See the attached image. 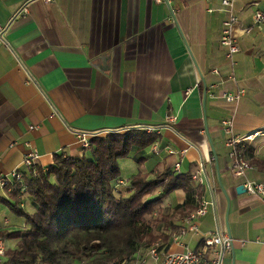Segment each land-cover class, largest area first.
<instances>
[{"label": "crops", "instance_id": "1", "mask_svg": "<svg viewBox=\"0 0 264 264\" xmlns=\"http://www.w3.org/2000/svg\"><path fill=\"white\" fill-rule=\"evenodd\" d=\"M25 4L28 12L18 14ZM257 9L264 0H233L238 28L249 32L235 28L231 64L219 42L220 0H0V175L20 168L29 149L42 168L56 154L81 157L75 131L155 126L148 134L158 138L142 153L140 172L150 178L180 160V173L190 176L201 164L200 198L211 202L197 230L169 248L207 256L202 238L227 233L224 264H264V195L236 191L245 180L264 185V23L253 25ZM240 89L236 102L221 96ZM224 119L251 165L243 176L230 169ZM5 195L0 190V201ZM184 199L177 189L163 203Z\"/></svg>", "mask_w": 264, "mask_h": 264}, {"label": "trees", "instance_id": "2", "mask_svg": "<svg viewBox=\"0 0 264 264\" xmlns=\"http://www.w3.org/2000/svg\"><path fill=\"white\" fill-rule=\"evenodd\" d=\"M157 138L135 127L107 132L93 136L81 157L56 154L44 171L36 165L39 173L25 181V192L13 187L5 192L10 201L2 199L25 220L22 228L0 230V237L16 240L6 252L8 259L17 264H112L155 242L168 247L176 219L196 208L201 187L189 174L168 170L150 178L131 175L126 194L117 187L118 160L134 151L135 160L142 161ZM235 151L242 156L238 147ZM177 189L184 191V201L160 212ZM26 204L31 210L24 209ZM152 222L161 223V230L153 231Z\"/></svg>", "mask_w": 264, "mask_h": 264}, {"label": "built area", "instance_id": "3", "mask_svg": "<svg viewBox=\"0 0 264 264\" xmlns=\"http://www.w3.org/2000/svg\"><path fill=\"white\" fill-rule=\"evenodd\" d=\"M49 2L51 0H43ZM220 4L224 8L225 17L221 23V34L219 42L226 48L225 56L229 63L234 64L233 55L237 52L238 48L235 44V28L239 27V20L233 13V0H220ZM28 9L26 4L17 12L18 14H26ZM253 25L260 26L264 23V10H255L252 15ZM240 32H249L248 28H241ZM5 26L0 25V43L4 42L3 34ZM243 94V90H238L236 93L223 92L222 97L228 102H236ZM167 120H174V117H167ZM221 125L224 133L227 135L225 144L229 147V156L231 157L230 169L235 176H243L246 169L251 168V165L237 156L235 151V145L240 139L231 136V121L229 119L221 120ZM141 129L147 133H157L155 126L145 125L135 127ZM126 129L121 130H110V131H75V136L78 144L82 150L89 147L90 139L93 136L107 133V132H122ZM250 136H246L248 139ZM153 152L158 151V145L154 143L151 146ZM185 150H180V156ZM168 154H173V150L168 148ZM38 153L34 149H29L22 158L21 167L13 168L9 172L0 175V190L4 193L11 190L13 187L18 188L20 194L25 192L26 180L31 176H36L39 172L36 167ZM46 168H42L44 171ZM173 172L180 173V160L173 163ZM203 168L200 164L197 173L191 174L190 178L193 180L195 186H201L204 182L202 176ZM201 172V173H200ZM117 184H123L121 179L117 180ZM245 192L249 194H260L264 195V185L253 181L245 180L243 183ZM6 194V193H5ZM208 200L198 198L197 206L190 213L185 215L177 228L171 231L169 244L174 243L176 245H182L181 237L189 230L196 231V221L206 213L207 206L210 204ZM9 221L6 216L0 215V230H8ZM7 238L0 237V264H17L12 263L6 252L9 249L5 243ZM203 246L207 249V256H203L202 252L195 249H190L184 246L181 250H173L168 247H159L158 242L153 243L141 252H137L131 257L124 258L120 261H116L112 264H224V257L231 247V238L227 233H210L202 238ZM28 264V263H24Z\"/></svg>", "mask_w": 264, "mask_h": 264}, {"label": "rangeland", "instance_id": "4", "mask_svg": "<svg viewBox=\"0 0 264 264\" xmlns=\"http://www.w3.org/2000/svg\"><path fill=\"white\" fill-rule=\"evenodd\" d=\"M119 165V170H120V176L119 179H123V180H127L128 177H130L133 174L136 173H141V164L140 162H137L133 156H127L125 158H122L120 160H118L117 162ZM118 179V180H119ZM4 198L8 201H10V198L8 197V195H5ZM25 195H24V200L25 202H28L27 199H25ZM171 202L168 204H163L162 207H159L158 210H160V212H170L171 210ZM27 211L31 210V207L26 204V207L24 208ZM0 215L2 216H6L8 218L9 221V227L10 229H18V228H22L25 225V220H24V216L17 214L15 212H13L12 210H10L8 208V205L6 203H4L3 201H0ZM158 218V216H157ZM152 228L153 231H158L161 230L162 225L161 223L158 224V222H152ZM6 245L8 246V248L11 249L14 248L15 245V241L12 238H7L5 240Z\"/></svg>", "mask_w": 264, "mask_h": 264}, {"label": "water", "instance_id": "5", "mask_svg": "<svg viewBox=\"0 0 264 264\" xmlns=\"http://www.w3.org/2000/svg\"><path fill=\"white\" fill-rule=\"evenodd\" d=\"M245 191V189H244V187H243V185L241 184V185H238V186H236V191Z\"/></svg>", "mask_w": 264, "mask_h": 264}]
</instances>
